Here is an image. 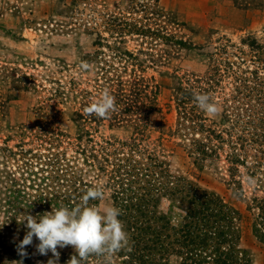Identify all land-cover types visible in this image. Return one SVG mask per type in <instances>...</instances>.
Returning a JSON list of instances; mask_svg holds the SVG:
<instances>
[{"label":"rangeland","instance_id":"obj_1","mask_svg":"<svg viewBox=\"0 0 264 264\" xmlns=\"http://www.w3.org/2000/svg\"><path fill=\"white\" fill-rule=\"evenodd\" d=\"M105 89L116 110L85 115ZM193 93L210 94L219 114L208 116ZM148 155L167 164L137 168L150 175L137 186L154 196L150 215L172 226L162 238L171 245L151 253L154 262L215 264L219 256L212 240L197 263L192 245L183 247L177 231L189 220L190 188L170 192L182 178L237 210L224 229L242 264H264V0H0V264L52 257L36 252L35 238L27 257L18 254L26 214L77 206L96 185L103 199L89 203L122 213V180L97 160L111 170ZM58 251L59 264L75 252ZM125 253L111 264H128ZM87 264L106 260L93 255Z\"/></svg>","mask_w":264,"mask_h":264},{"label":"trees","instance_id":"obj_2","mask_svg":"<svg viewBox=\"0 0 264 264\" xmlns=\"http://www.w3.org/2000/svg\"><path fill=\"white\" fill-rule=\"evenodd\" d=\"M146 159V161L135 160L136 166L132 167L123 164L125 158L119 159V162L112 164L114 169L111 170L102 161L97 160L99 161L97 166L99 170L109 173L114 183L118 182L117 180H122L120 181L122 188L116 190L115 199L121 198L119 207L123 208L121 215L124 218L127 233L130 237V250H123L124 253L126 252V263L128 262V264H157L150 258V254L156 251L162 254L163 249L165 251L171 245L162 242L163 235L166 236L167 231L172 227L169 219L163 215H150L147 206L151 204L154 196L149 192H140L137 186L143 176L150 175L145 174L143 171L134 174L137 168L140 170L142 165L153 173V167H162L167 163L157 156L148 155ZM104 160L109 161L108 158ZM127 167H129V170H127ZM124 174H128L125 175L127 177L123 176ZM159 176L177 178L169 172L166 173L165 170L160 172ZM115 177L117 178L116 181ZM183 180L185 179L178 178L177 183L171 181L175 187L171 188L170 192L174 194L181 192L186 187L187 189L190 188L187 195L188 201L192 205L188 215L189 220L177 232H181L183 247L192 245L190 254H196L198 257L195 260L192 258L194 263H197L198 260L201 261L199 258L201 253L205 251L208 240H212L216 243L215 249L219 253V256L213 260L215 264H242L244 258L239 256L242 251L236 246L237 243L233 240L232 233L224 229L225 225L231 227V223L239 217L237 210L226 205L214 192L202 190L199 186L193 185L192 182L182 184ZM86 186L88 185L86 184ZM71 202H68L69 207L75 206L73 205L74 202L72 204ZM133 211H136L139 215L133 214ZM213 255L215 257V254ZM186 258L191 259V256ZM210 258L212 257L210 256Z\"/></svg>","mask_w":264,"mask_h":264},{"label":"clouds","instance_id":"obj_3","mask_svg":"<svg viewBox=\"0 0 264 264\" xmlns=\"http://www.w3.org/2000/svg\"><path fill=\"white\" fill-rule=\"evenodd\" d=\"M82 68L88 69V64ZM199 108L208 116L214 117L220 112L218 103L210 94L193 93ZM116 110L115 97L105 89L98 100H94L84 109L85 115L107 118ZM102 185L87 189L77 206L61 205L51 211L33 216L26 214L18 223H24L27 232L17 246L18 254L27 257L26 246L32 245L34 238L39 241L36 252L39 255L52 253L47 264H59L58 248L72 246L75 250L66 264H87L90 256H104L106 264L118 252L128 249L129 234L124 223L119 219L121 210L115 206H98L89 201L103 199ZM39 217V218H37ZM4 224L0 225L3 227ZM23 264V260L20 261Z\"/></svg>","mask_w":264,"mask_h":264}]
</instances>
